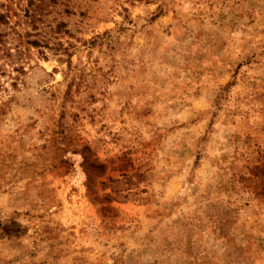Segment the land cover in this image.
Wrapping results in <instances>:
<instances>
[{
	"label": "rangeland",
	"instance_id": "obj_1",
	"mask_svg": "<svg viewBox=\"0 0 264 264\" xmlns=\"http://www.w3.org/2000/svg\"><path fill=\"white\" fill-rule=\"evenodd\" d=\"M0 264H264V0H0Z\"/></svg>",
	"mask_w": 264,
	"mask_h": 264
}]
</instances>
